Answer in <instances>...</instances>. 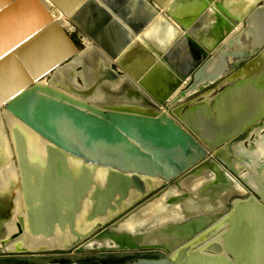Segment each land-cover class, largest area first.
Masks as SVG:
<instances>
[{
    "label": "water",
    "instance_id": "obj_1",
    "mask_svg": "<svg viewBox=\"0 0 264 264\" xmlns=\"http://www.w3.org/2000/svg\"><path fill=\"white\" fill-rule=\"evenodd\" d=\"M46 2L72 20L93 0H0V66L50 30L67 40ZM215 6L209 9L212 13ZM101 13L105 24L110 17ZM224 15L211 40L201 42V47L194 44L188 67L176 69L170 53L159 52L150 68L134 76L138 84L127 76L124 51L156 16L154 11L117 51L97 42L98 30L80 28L92 46L77 49L70 43L67 56L42 68L39 77L19 63L24 79L32 80L0 101V122L4 114L16 123L8 131L24 182L25 206L31 198V137L43 142L45 156L34 162L44 175L38 180V197L45 210L31 207L27 212L31 230L41 224L45 237H53L62 211L74 230L87 206L86 219L95 224L62 250L30 251L19 242L12 250L8 246L22 237L24 223L18 216L20 205L13 202L19 200L18 193H11L5 208L0 203V264L76 261L84 259L93 245L102 253L100 258L105 250L133 252L139 260L130 264H264V172L257 176L235 151L256 130L264 131V76L235 77L264 51V1L256 0L237 16ZM240 23V32L221 44ZM195 29L189 33L197 38ZM157 71L166 80L161 91L152 90L147 80ZM43 77L46 83H37ZM2 146L10 147L6 142ZM7 165L2 162L0 171ZM201 178L204 184L198 195L183 186ZM235 183L243 191L238 192ZM173 192H181L178 202L226 193L216 210L173 222H151V227L147 223L132 231L121 229L163 197L168 204L175 203ZM49 206L51 213L46 211ZM225 224L222 245L204 244ZM13 225L16 233L10 230ZM59 225L64 230L60 219ZM161 237L168 242H160ZM156 252L160 258H145Z\"/></svg>",
    "mask_w": 264,
    "mask_h": 264
},
{
    "label": "crops",
    "instance_id": "obj_2",
    "mask_svg": "<svg viewBox=\"0 0 264 264\" xmlns=\"http://www.w3.org/2000/svg\"><path fill=\"white\" fill-rule=\"evenodd\" d=\"M105 1L99 0V10L105 11L107 13V15L110 17L108 19V22L103 24V16L97 15L95 18H91L88 27L90 29L92 28V31L98 30L99 37H105V35H107V30H109L110 34H108V39L110 40V43L113 41L114 45H121L122 42H124L128 38L129 34L132 35L134 28L137 25H140L145 19L149 17L151 11L156 12V16L153 19H148L147 23L145 24V28L141 30L137 36L134 37L132 43L124 51V53L126 54L124 55L126 65L125 68L128 70V75L126 72L124 73L134 84H138L134 80V76L141 74L144 68H150V66H152L151 60H158L159 57L157 53L161 52L163 56H166L165 54H168L169 52L175 50L177 44L180 41L184 42V48L180 51L179 56H175L174 59H171L170 61L176 69L178 67H180V69L181 67H188V65L191 64L190 61L194 55V51L196 50L194 44H197L199 47H201V42H207L211 40L212 37L215 36L217 27L220 25V19L224 18V14H227L229 16H237L239 15V13H244V11L248 9L250 4H252L250 0H212L213 2L210 1L207 6L203 8L202 6L207 0H161L160 2L162 3L163 1L166 2V5L162 6L156 0ZM213 4H218V6L214 7V13L209 10L213 6ZM244 5L245 8H242ZM241 10H243V12ZM216 24L219 25L217 26ZM241 25L242 23H240V25L236 27L235 31H233L228 37H226V39L221 44L226 42V40L233 34H237L238 32H240ZM102 27H104V31L102 30ZM193 27L196 28L194 30V35H196L197 38L189 33V30ZM236 47L240 48L238 46ZM119 48H117V50ZM116 69L118 70V68ZM149 72L147 74H149ZM158 73V71L157 73H151L148 76L147 80L152 90L161 91L166 86V80L162 79L163 76H158ZM173 75H175V72L173 73ZM217 91V88L211 91V94L207 98L211 99ZM0 124V138L3 140L2 145H4L5 142L10 145V147L5 146V148H1L3 150H6L7 153V155L4 154L2 162L6 161L8 163L7 166L11 164L15 170L14 175L6 178L4 182L1 181L2 179H0V203L1 208L3 209V206L5 208L11 200V193H18L19 200L15 199L13 202L15 203L16 207L20 205L18 216L22 218L24 223L23 225L21 224L22 237L28 235L33 241L39 243V249H44L46 248L44 246L46 242L53 243L60 235L68 236L70 238V241H73L76 238L75 235L83 234L84 232L88 231V229L95 224V220H88L86 218L84 219L80 216V219L78 221L76 220V222L74 223V230H70V226L65 220L64 211H62L60 213V217L58 215L59 218L57 217V220H55L54 229L52 231V233L54 234L53 237H45L44 225L41 224L34 225L33 227L35 230H31V225L28 222L27 218V212H30L31 207L36 209L38 208L43 212L45 210L44 201L38 197V187L40 186V181L38 180L40 178H44V175L41 172L42 169L40 170L38 168H35V158H33L31 149H29L28 156L30 160H33V162H30L29 165L31 179V198L29 204L25 206L23 197L24 182L22 180V175L20 173V170L18 169V164L16 162V154L14 152V148L12 147L11 134L8 131L9 128L6 125L4 119H2ZM7 156H9L8 160ZM44 156L45 153L42 152L41 157ZM40 159L42 160V158ZM261 159H264V155H262L258 160ZM263 168L264 167L258 169L261 172L255 171L254 173L259 176V174L264 172ZM4 169L0 171V176L2 175V173H4ZM245 173L246 172L242 173V175ZM14 211L16 212L17 208L16 210L14 208ZM46 211L51 213V207L49 206L48 210ZM59 219L64 223V230L60 228ZM227 229L228 225L225 224L219 229L217 233L206 239L204 244L208 246L215 243L222 245L221 235L226 232ZM10 230L12 233L17 232V228L15 225H13ZM22 237H19L12 243L19 242ZM19 243L20 244H18V246L25 248L23 247V244L21 242ZM50 250H62V248L56 247Z\"/></svg>",
    "mask_w": 264,
    "mask_h": 264
},
{
    "label": "bare ground",
    "instance_id": "obj_3",
    "mask_svg": "<svg viewBox=\"0 0 264 264\" xmlns=\"http://www.w3.org/2000/svg\"><path fill=\"white\" fill-rule=\"evenodd\" d=\"M159 4L166 5V0L160 2L161 0H156ZM170 1V0H169ZM251 3H254L256 0H250ZM249 1V2H250ZM48 8L51 11V14L54 20L57 21L60 28L66 29L67 31H72L73 26H78L79 28H83L86 31L89 30L88 24L91 21V18H95L98 15L97 9H94L93 5H85L83 9L79 10L72 20L69 17H66L58 8L53 6L51 3L46 2ZM165 3V4H164ZM98 6L100 5L99 0H97ZM245 8V5L242 7ZM241 8V9H242ZM243 12V10H241ZM240 12V11H239ZM238 12V13H239ZM241 14V13H239ZM73 24V26H72ZM64 32V31H63ZM65 33V32H64ZM66 34V33H65ZM107 35L105 37H100L97 42L100 45L108 50V51H116L120 45H114V42L110 43L108 39V34H110L109 30L106 32ZM67 35V34H66ZM144 39V38H142ZM69 42H68V41ZM67 40H62L59 36L50 30L48 33L44 34L42 37L36 39L35 41L29 43L25 47L19 50L18 56H16L12 60H7L0 66V101L10 97L20 89H22L25 85H27L31 78L27 81L21 75L19 71V63L24 64L27 69L33 74L34 78L39 77L41 75L42 68L48 67L49 65L53 66L61 62L65 56L71 51V44H73L70 38L67 35ZM82 41L84 42V46L91 47L92 40L87 38L86 36L82 37ZM69 43V44H68ZM71 43V44H70ZM244 43V42H243ZM184 42L180 41L175 50L169 52V59L173 60L174 57L179 56L180 51L184 48ZM247 45L244 43L242 47H246ZM264 76V51L260 55V57L255 58L248 65L243 67L235 77H244V76ZM37 83H46L44 77L39 79ZM208 99V98H206ZM210 100V99H209ZM2 111V107L0 108V113ZM5 119L6 125L8 128H12L16 123L7 116H2ZM1 125V124H0ZM1 132V128H0ZM3 140L0 138V163L3 161L4 154L7 155L6 150H3L2 146ZM41 142L36 137H31V153L33 158L40 159L42 154V145ZM236 155L241 158H246L245 162L250 169L256 171L259 168L264 167V159L258 160L264 155V131L256 130L252 133L247 143L240 144L235 149ZM4 173L0 176L1 181L10 176L14 175V168L10 164L4 169ZM243 174L242 176L246 175ZM204 178L201 179H191L187 181L183 186L186 190L193 192L195 195H198V187L203 183ZM236 189L238 192L243 191V188L237 183H235ZM226 192H220L215 195L201 196L198 199L189 198L182 202H178V197H180L181 192H173V196H175V203L168 204L166 199L163 197L155 201V203L151 204L141 213H139L136 217L131 218L129 221L125 222L121 225V229L125 230H134L135 228H140L144 226V224L151 222L165 223V222H173L178 221L182 217H189L192 215H196L203 212H208L209 210H216L222 204V200L224 199V194ZM89 207L85 208L81 217L86 218L88 215ZM111 216V215H110ZM90 227V226H88ZM87 230V229H86ZM90 230V228L88 229ZM160 242H168V240L164 237L158 238ZM157 238H153L152 241L158 240ZM72 241V240H71ZM70 238L68 236H58L57 239L53 243L46 242L44 246L48 249L52 248H66L71 244ZM27 250H37L39 248V243L33 241L28 235L23 236L20 241ZM18 243V242H17ZM17 243H11L8 248L13 250V246ZM43 246V245H42Z\"/></svg>",
    "mask_w": 264,
    "mask_h": 264
},
{
    "label": "flooded vegetation",
    "instance_id": "obj_4",
    "mask_svg": "<svg viewBox=\"0 0 264 264\" xmlns=\"http://www.w3.org/2000/svg\"><path fill=\"white\" fill-rule=\"evenodd\" d=\"M103 1V0H102ZM105 1V0H104ZM107 2V1H105ZM92 5L94 9L99 10V6L97 4V0H93ZM101 12V10H99ZM98 12V15L103 16L102 13ZM133 252L127 251H113V250H105L102 258L99 257V254H102L99 250L96 249V245H93V249L84 253L85 258L71 261L70 259L61 258L58 261L49 262L47 264H130L139 260V258L132 254ZM158 253V254H157ZM118 254V255H116ZM161 257V253L156 252L155 255L145 257L147 259H157Z\"/></svg>",
    "mask_w": 264,
    "mask_h": 264
},
{
    "label": "rangeland",
    "instance_id": "obj_5",
    "mask_svg": "<svg viewBox=\"0 0 264 264\" xmlns=\"http://www.w3.org/2000/svg\"><path fill=\"white\" fill-rule=\"evenodd\" d=\"M73 26V24H72ZM64 32L68 35V37L70 38V40L72 41V43L76 46L77 49H83L85 46L84 42L82 41V37L86 36L85 33H83L81 31V29L79 27H77L76 25L73 26V30L72 31H67L66 29H63ZM87 37V36H86ZM4 115V114H3ZM2 115V116H3ZM3 118V117H2ZM154 223H150L149 226H153Z\"/></svg>",
    "mask_w": 264,
    "mask_h": 264
}]
</instances>
